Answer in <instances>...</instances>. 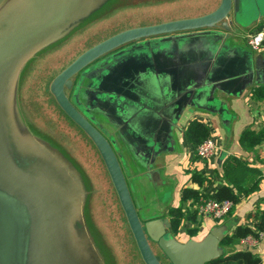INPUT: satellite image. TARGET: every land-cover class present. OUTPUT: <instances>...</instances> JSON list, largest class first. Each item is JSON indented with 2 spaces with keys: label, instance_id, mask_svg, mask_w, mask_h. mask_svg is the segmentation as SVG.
Here are the masks:
<instances>
[{
  "label": "water",
  "instance_id": "1",
  "mask_svg": "<svg viewBox=\"0 0 264 264\" xmlns=\"http://www.w3.org/2000/svg\"><path fill=\"white\" fill-rule=\"evenodd\" d=\"M250 1L256 8L246 20L243 0H219L210 11L185 17L163 19L166 10L158 12L161 18L153 19L155 23L127 28L90 46L50 83L58 105L98 150L144 264H162L152 241L171 264H205L222 255L224 232L216 227L201 240L180 242L172 237L167 217L143 223L121 158L73 107L65 90L80 70L109 54L90 76L93 106L119 129L130 151L150 164L172 152L174 132L185 111L222 114V95L237 97L264 83V63H258L251 52L237 46L243 58L222 55L237 26L247 28L264 17L257 0ZM137 2L0 0V264L121 261L92 218V190L82 169L68 153L30 135L21 120L18 92L27 69L71 27L65 19L71 20L68 15L76 12V5H89L86 19L102 6L109 12ZM118 48L122 49L113 53ZM114 244L123 254L122 247Z\"/></svg>",
  "mask_w": 264,
  "mask_h": 264
},
{
  "label": "crops",
  "instance_id": "2",
  "mask_svg": "<svg viewBox=\"0 0 264 264\" xmlns=\"http://www.w3.org/2000/svg\"><path fill=\"white\" fill-rule=\"evenodd\" d=\"M218 3L219 0H199L186 9L168 8L166 13H162L163 19L205 13L214 9ZM260 25H264V17L247 28L237 26L229 39L230 47L242 45L239 35L241 36L246 29L249 31ZM230 50L231 48L225 56L227 59L235 57ZM251 53L258 63H264V47ZM221 99L225 103L222 114L200 109L185 111L174 132L172 152L158 156L156 166L151 169L152 177L157 176L161 180L164 178L167 183L170 181L175 183L172 187L174 197L162 206V215L152 216L155 217L153 219L167 217L170 221L169 212L176 207L193 211L195 207L190 204L191 200L181 199L183 189L201 190L213 195L222 185H229L237 196L233 210L222 219L215 220L196 213L195 218L198 222L192 235L186 230L193 228L189 221L184 222L176 233L170 227L169 231L180 242L190 239L201 240L216 227L222 228L224 235L233 234L239 226L255 230L260 212L264 210V137L258 142H250L254 135L261 132L264 134V83L249 87L237 97L222 95ZM194 122L205 126L209 137L216 143L215 156L207 167L197 160L196 144L186 135L187 129ZM246 131L252 135L245 138L243 134ZM193 171H200L206 180L201 183L193 181L191 179ZM161 204L160 200L155 206ZM220 247L223 250L222 254H226L240 249L241 245L240 243L222 245L220 242ZM253 251L260 257L261 264H264V233Z\"/></svg>",
  "mask_w": 264,
  "mask_h": 264
},
{
  "label": "rangeland",
  "instance_id": "3",
  "mask_svg": "<svg viewBox=\"0 0 264 264\" xmlns=\"http://www.w3.org/2000/svg\"><path fill=\"white\" fill-rule=\"evenodd\" d=\"M198 1L199 0H138L134 5L111 8L109 12H106V16H102L88 24L94 25L93 27L95 29L104 28L99 34L95 32L97 30H85V32L80 35V38L84 39H72L66 43L58 44L47 53L40 55V58L37 57L38 59L36 61H38V63L34 66L31 65L27 69L23 78L22 88L18 92V98L20 99L19 103L22 104L24 108L29 109L28 114L31 116V121L34 125L39 127L41 134L51 139L57 146L53 147L58 150H60L61 145L70 148L65 149V152L72 156L76 164L79 165L80 163L79 167L81 166L80 169L82 168L89 190H92L90 198L92 218L101 230L105 241H110L112 243L110 247L116 252L117 256L121 258V261L116 264H143V262L101 158L86 139L75 135L76 132L71 129L62 116L55 111V105H49L47 103V98L51 100L47 91V84L56 71L63 67L82 49L91 45L92 39H95L92 35L95 34L94 36L99 35L102 37L127 25H135L142 21L149 22L148 18H153L156 21L158 18H161L158 17V12H164L168 8L186 9L196 4ZM257 4L260 11L264 13V0H257ZM243 5L244 18L246 20L252 15L256 7L252 5L250 0H247L246 5L245 0H243ZM247 32L248 29H246L241 36L239 35V39L241 40L240 44L242 45H238V47L251 54L250 52H253V50L246 44ZM88 37L90 38L87 40ZM238 47H226L222 53L223 57L229 53L228 50L231 48V53L243 58L244 54ZM54 58H56L57 61ZM41 67H48L49 69L48 77L44 84L46 90H36V85L41 84L37 79ZM54 69L56 71H54ZM50 72L51 74H49ZM38 102L41 103V106L38 107L39 109L34 105ZM42 118L44 121L41 123ZM51 119H53V122H50ZM21 120L31 131L32 129L30 125L28 126L27 121L23 120V118H21ZM108 126L110 129V125ZM118 153H120V149H118ZM124 157V159L122 158L124 160V163H122L123 171L140 217L146 219L152 216L162 215V206L174 197V189L172 190V187L175 186V183L171 181L167 183L164 178L161 180V178L157 176L152 177L150 175V164L146 162L143 163V166L139 167V170H145V172H147V178H142L137 169L132 166L129 158L126 155ZM160 200L162 204L156 207L155 205L159 203ZM114 243L122 247L123 254L120 252L119 246H115ZM153 247L162 264H170L165 257L160 254L159 249L155 246Z\"/></svg>",
  "mask_w": 264,
  "mask_h": 264
},
{
  "label": "flooded vegetation",
  "instance_id": "4",
  "mask_svg": "<svg viewBox=\"0 0 264 264\" xmlns=\"http://www.w3.org/2000/svg\"><path fill=\"white\" fill-rule=\"evenodd\" d=\"M83 2L86 0H82ZM89 8V5L87 4H79L76 5L73 9L76 11L74 14L70 13L68 16L72 17L71 20L69 19H65V25L67 24L68 26H71L66 32H64V34L57 36L55 38V41L53 42V44L48 47L46 49L45 52L50 51L51 49H53L55 46H57L58 44H62V43H66L69 40H79V39H84V38H80V35L82 33L85 32V30H97L95 32H98L97 34L100 33V31L104 30V28L100 29H95L93 26L94 25H88L89 23L93 22L94 20L100 18L102 15L104 16V14H106V12L109 10L108 8L102 6L101 9L98 10L97 14H93L91 16H88L86 19H84L83 17L86 16L87 13H85L86 9ZM73 14V15H72ZM149 22H140L137 23L135 25H127L124 26L122 28L117 29L114 32H111L108 35L105 36H99V35H92L93 38L91 41V45L87 46L86 48L82 49L80 52H78L73 58H71L63 67H61L58 71H56L54 69V71H56L53 75L52 78H50V81L47 84V91L50 95L51 100H48L47 98V103L49 105H55V111L62 116V118L69 124V126L71 127V129H73L76 132V136H80L83 139H86V141H88L89 144H91V146L97 151L98 155L99 152L96 149L94 143L91 141V139L87 136V134L61 109V107L58 105V103L56 102L54 96L51 94L50 92V83L51 81L54 79V77L61 71L63 70L69 63H71L80 53H82L84 50H86L87 48H89L90 46H93L94 44L104 40L105 38L118 33L122 30H125L127 28L130 27H135V26H144V25H149V24H153L155 23L153 18H148ZM64 31V28L61 30ZM90 37L87 38V40ZM145 40H149L148 38L146 39H141L139 41H135L130 43V45L137 43V42H141V41H145ZM126 47V46H125ZM124 48V47H123ZM122 48H118L117 50H115L113 53L120 51ZM49 54V53H48ZM111 54V53H110ZM109 54H106L105 56H102L98 59H96L94 62H92L91 64L87 65L85 68H83L82 70H80L73 78H72V84L71 87L67 90H65V94L67 95L68 100L70 101V103L73 105V107L91 124L93 125L100 133H102L110 142V144L112 145L114 151L117 153V155L119 156V159L121 158V165L122 163H124V156L126 155L129 158V161L131 162L132 166L135 167V169H137V171L139 172L140 176L142 178H146V173L144 170H139V167L143 166V163L134 155V153H132V151H130V148L127 146V143L120 137V133H119V129L112 124L107 117L105 116V114L103 113V110L100 109L98 106H93L94 102L92 103V98L90 96V91H91V83L93 82V79L90 77L91 73L94 72L95 69L99 68V70L102 68L101 66L103 65V63L101 64V61ZM56 60V58H54ZM57 61V60H56ZM27 65L25 66L27 68ZM25 68V69H26ZM24 69V71H25ZM41 70L39 71V74L37 75V79L38 81L41 83L40 85H36V90H46V86L45 84V80H47L48 77V67H41ZM23 71V72H24ZM52 72V71H51ZM51 72L49 74H51ZM94 74V73H93ZM20 99L18 98V105H19V109L21 112V118H23V120L27 121L28 126L30 125L31 127V131L29 130V128L27 127V130L29 131L30 135H32L33 137L36 136L39 139L42 140H46L47 142H49L52 146H56L55 143L47 138L45 135L41 134V130L39 129V127L37 125H34L33 122L31 121V116H29L28 114V108H24V106L22 104L19 103ZM51 102V103H50ZM41 103L38 102L34 105H36V107L38 108ZM39 109V108H38ZM40 111V110H39ZM27 112V113H26ZM33 113V112H32ZM35 114V113H34ZM43 118L41 123L43 122ZM50 122H53V119H51ZM31 123V124H30ZM35 127H34V126ZM110 125V129L109 126ZM108 129H107V127ZM52 129V128H51ZM61 145V144H60ZM57 147V146H56ZM65 149H70L67 148L63 145H61L60 151L62 153H65ZM118 149H120V153H118ZM69 156L70 159H72V156L70 154H67ZM100 157V155H99ZM101 158V157H100ZM123 158V159H122ZM157 159V158H156ZM73 160V159H72ZM102 160V159H101ZM156 161V160H155ZM155 161L150 163V167L151 169L153 167L156 166ZM103 163V161H102ZM80 165V163H79ZM78 165V166H79ZM104 165V163H103ZM81 167V166H80ZM105 167V166H104ZM123 168V166H122ZM82 169V168H81ZM141 172V173H140ZM138 174V175H139ZM140 216V215H139ZM158 217V216H157ZM141 218V217H140ZM155 217H150V218H146V219H142V222L145 223L148 220H151ZM171 233V232H170ZM172 237H175L172 233H171ZM176 238V237H175ZM152 246H155L156 248L159 249L160 254L165 257V259L171 264V262L167 259V257L165 256V254L160 250V248L158 247V245L156 244V242H151ZM154 244V245H153ZM154 248V247H153ZM155 250V249H154ZM140 255V254H139ZM157 255V253H156ZM158 259L160 260L159 256L157 255ZM141 258V257H140ZM142 260V259H141ZM161 261V260H160ZM143 262V261H142ZM162 263V262H161ZM144 264V263H143Z\"/></svg>",
  "mask_w": 264,
  "mask_h": 264
},
{
  "label": "trees",
  "instance_id": "5",
  "mask_svg": "<svg viewBox=\"0 0 264 264\" xmlns=\"http://www.w3.org/2000/svg\"><path fill=\"white\" fill-rule=\"evenodd\" d=\"M186 135L188 139L195 143L196 146L200 144L204 139L209 138L208 130L205 126L201 125L199 122H194L189 126L186 131ZM252 135L249 131L244 132L243 136L246 138L247 136L250 137ZM264 137V134L258 133L254 135L252 143L258 142ZM196 155V153H195ZM234 160V159H233ZM235 161V160H234ZM191 179L193 181H199V183L206 180V178L200 173V171H193L191 174ZM201 198H212L216 200H223L229 199L234 204L236 203L237 196L231 191L229 185H222L221 188L216 191L213 195L206 194L201 190H193V189H183L181 193V199L191 200V205L196 207L197 202ZM233 207L231 211L233 210ZM231 211L229 213H231ZM197 210L196 208L193 211L188 209H181L180 207L172 208L169 212L170 215V222H171V229L174 233L178 231V229L184 224V222L189 221L193 224V228H187V233L192 235L194 234L195 228L197 224V219L195 218ZM261 232H264V210L260 212L259 219L256 223L255 230H251L248 227H241L239 226L236 231L231 235H224L223 239L221 240L222 245H229V244H236L240 243L239 241L247 236L253 235L258 237ZM205 264H261L260 257L254 253L252 249H235L230 253L222 254L216 259H213Z\"/></svg>",
  "mask_w": 264,
  "mask_h": 264
},
{
  "label": "built area",
  "instance_id": "6",
  "mask_svg": "<svg viewBox=\"0 0 264 264\" xmlns=\"http://www.w3.org/2000/svg\"><path fill=\"white\" fill-rule=\"evenodd\" d=\"M246 44L253 50L258 51L264 47V25L252 28L246 34ZM197 160L207 167V164L213 160L216 153V143L209 137L204 139L195 147ZM233 207V203L229 199L216 200L212 198H201L196 204V210L199 215L207 216L211 219L219 220L229 214ZM264 232H261L258 237L247 235L239 242L241 248L255 249Z\"/></svg>",
  "mask_w": 264,
  "mask_h": 264
}]
</instances>
